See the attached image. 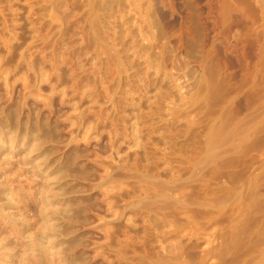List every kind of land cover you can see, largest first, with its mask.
I'll return each mask as SVG.
<instances>
[{
    "label": "rangeland",
    "instance_id": "374dc122",
    "mask_svg": "<svg viewBox=\"0 0 264 264\" xmlns=\"http://www.w3.org/2000/svg\"><path fill=\"white\" fill-rule=\"evenodd\" d=\"M0 264H264V0H0Z\"/></svg>",
    "mask_w": 264,
    "mask_h": 264
}]
</instances>
